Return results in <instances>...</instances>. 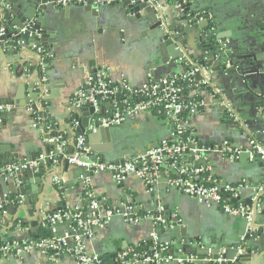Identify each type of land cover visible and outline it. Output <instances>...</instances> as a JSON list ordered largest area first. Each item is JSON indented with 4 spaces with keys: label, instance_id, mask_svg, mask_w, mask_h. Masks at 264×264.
<instances>
[{
    "label": "crops",
    "instance_id": "1",
    "mask_svg": "<svg viewBox=\"0 0 264 264\" xmlns=\"http://www.w3.org/2000/svg\"><path fill=\"white\" fill-rule=\"evenodd\" d=\"M64 1H67V4H63ZM81 2L82 0H63L53 4L54 20L48 24L47 28L52 36L45 48L50 54L47 57L49 61L44 63V66L41 64L40 68H43L42 77L47 78L45 89L48 92L44 96L45 109L40 108L44 110L42 115L51 125L50 130H46L44 125H37L36 115L29 111V106H27L31 89H26L24 78L17 76L16 66L13 65L10 55L6 53L7 55L4 56L0 52V104L9 103L13 106L11 112L0 117V153L10 155V164L36 159L38 155L47 154L49 149L46 142L47 135L61 133L74 147L79 134H76L73 128L74 120L71 116L78 114L79 111L75 110L76 113L72 111V99L84 85L87 75L95 71V68L107 70L106 73L114 81L126 82L134 87L140 86L150 73H154L156 77L181 73L178 71L176 73L174 71L156 73L154 69L148 68L150 62L155 60L153 58L156 55L155 49L148 45L147 32L144 33V30L132 31L126 27V21L119 10L123 0H115L110 5L99 7L107 16V18L101 17L100 21L90 13H86L83 7L76 5ZM190 2H193L194 9L202 13L209 11L217 27L216 34L230 35L226 41L233 48L230 51L231 58L226 63L225 71L235 70L231 62L237 58L234 55L237 51L239 58H246L245 61L243 60L246 70L253 71L247 73L242 80H238V84L230 81L229 86H226L221 80L218 81L214 78L213 81L217 93L229 91L230 97L236 100L235 104L243 106L242 117H250L255 112V103H260L264 99V95L262 96L264 86L261 83L264 77H260V71L255 65L251 66L247 59L252 55H264V31L261 28L264 17V0H191ZM0 5H4V9L10 7L2 2ZM165 11L168 14L172 13L171 7H167ZM136 15L141 16V12ZM173 16L172 14L171 17ZM11 18L1 14L0 23H6ZM143 33L144 36H142ZM187 34L188 51L195 56H200L202 52L197 50L199 33L192 28ZM30 38V44H32L34 40L33 37ZM228 53L224 55L227 56ZM207 56L209 57L208 62H211V56L208 54ZM25 59H32V54H27ZM32 65H36V62H33ZM212 67L216 69L218 63L214 62ZM231 91H240V93L231 94ZM213 96L210 92H199L197 97L205 102V107L192 119L190 128L194 129L203 144L214 146L215 149L230 140L234 141L231 142L233 149L238 145H244L246 141L237 140L235 135L230 136V131H227L226 135L223 134L226 126L221 120L222 116L215 115L212 107ZM109 107V103L104 104L103 109ZM119 128L121 142L140 144L144 147L152 143L158 144L162 139L172 137L174 133L173 126L169 121L154 112L141 113ZM97 135L90 136L91 144H87L88 147L96 153L104 148L110 150L112 144L103 141ZM71 137L73 140L70 139ZM260 143L264 145V138ZM72 147L69 152L72 151ZM99 154L101 153L99 152ZM187 157L189 160L195 161L196 164L200 161L199 157ZM66 163L61 161L52 167L44 165L46 173L51 172L53 168H58L55 172L59 182L56 183L54 181L56 176L51 175L53 181L50 179L49 186L43 187L40 191L41 198L44 197L43 201H46V204L49 203L46 205L47 211L53 212L52 214L57 212L59 204L64 205V209L74 210L78 207H87L91 199H96L102 202L105 207L113 208L116 211H123L127 206H134L140 215H144L149 210L155 211L160 204L178 214L182 221L181 229L190 239L201 238L212 249H216L219 241L230 244L241 239L249 230L245 226L243 218L230 217L218 208L205 207L196 199L170 189L167 180L173 174L168 167L164 169V177L149 191V188L134 177L129 178L122 185H117L112 175L108 173L89 175L91 181L88 186L84 185V180L88 176L85 171L69 164L66 167ZM209 164L213 169L212 179L221 183L245 186L241 199L246 205H248V201L254 202L264 194L263 167L253 156L250 159L238 157L236 161L231 162L226 153L216 152L209 158ZM32 187L30 186V188ZM7 189L5 184L0 183V193H4ZM30 193L33 194V191ZM152 193L156 194L154 198L151 197ZM7 198L10 201L11 195H0V199L5 201V210L1 216L5 217L9 216L8 211L17 207V205L6 203ZM16 199L17 197H15ZM23 199L25 200V198ZM26 200L31 202L29 196L26 197ZM259 206L260 212L256 218V224L264 225V215L261 214L264 211V197L260 198ZM28 209H35V206L32 205ZM252 210L254 214L253 207ZM18 216L10 224L11 230H4L5 226L0 228L1 244L5 238L18 244L31 241V237L28 235L29 231L22 228V219L26 217V213L22 211ZM36 218L38 222L43 221V225L35 229L37 234L40 229L48 228V216L35 214V220ZM152 231L153 227L149 221H144L137 227H131L125 224L121 218L116 217L109 225L97 230L94 238L86 241L84 245L89 254L100 257L101 251H110L112 256L110 264H116L117 251L140 246L149 239ZM49 233L51 236V230ZM179 233L178 230L174 234L165 235V238L173 240ZM66 235H70L69 242L74 245V232L71 225L68 221L62 220L56 225L53 237L64 239ZM263 243L255 239L250 241L249 244L258 249L253 254V260L264 254ZM0 264H76V262L74 257L68 254L47 256L33 251L20 257H1ZM196 264L208 263L197 262ZM257 264H264V257Z\"/></svg>",
    "mask_w": 264,
    "mask_h": 264
},
{
    "label": "built area",
    "instance_id": "2",
    "mask_svg": "<svg viewBox=\"0 0 264 264\" xmlns=\"http://www.w3.org/2000/svg\"><path fill=\"white\" fill-rule=\"evenodd\" d=\"M191 0H153V4L159 10H165L167 7H174L181 12L191 3ZM115 0H93V4L98 7L107 6ZM63 4H67L64 1ZM86 4V2H85ZM5 8L0 5V10ZM4 34L1 29L0 35ZM41 38V35H37ZM223 54L227 53L228 41L220 42ZM38 53L44 60L49 57V53L43 47L38 48ZM42 61L44 66L45 61ZM46 64V63H45ZM203 73L204 79L198 81L197 76ZM209 73L200 66H191L179 74H168L162 77H156L150 73L147 79L140 86H132L126 82H116L103 71H93L86 77L84 85L75 93L72 104L75 110L80 111L84 108H94L96 114L103 111L104 116L101 121L104 126L120 127L130 119L135 118L144 112H157L164 119H167L173 126V135L170 138L162 139L155 148L148 149L132 160L125 163L124 166L109 162L104 157L92 151L86 144V137L79 135L74 147L70 145L67 137L61 133L50 135L48 144L54 147L49 154H41L35 160H22L8 166L0 167V178L7 175H13L15 172L26 169L27 166L37 168L40 161H51L53 165L59 162H67L70 166L76 167L88 175L84 180V185H89L90 176L104 173L111 174L115 184L122 185L129 178L140 180L149 191L155 184L164 177V169L168 167L172 171V177L169 178L168 185L179 193L196 199L201 205L208 208H218L230 217L247 219L250 223L253 217V210L246 205L241 197L245 186L221 183L212 179V167L207 165H195L190 162L186 149L194 143L195 131L190 128L192 119L198 115L205 107L203 100L196 99L202 89L208 86ZM47 78L42 77V91L45 89ZM185 87L193 88L189 95L185 94ZM264 97V96H263ZM45 100L39 102V110L34 111L29 106V111L36 115L35 121L38 126L44 125L46 130L50 126L46 118L42 115L40 107L45 106ZM110 104L108 109H103L104 104ZM13 106L9 103L0 104V117L7 112H11ZM93 120L96 117L92 118ZM80 122L74 120L73 128L79 127ZM73 148L71 152L69 149ZM248 152H254L261 156L264 171V145L256 138H252L248 144ZM194 152L207 154L211 149H196ZM226 153L231 162L236 161L243 150L233 149L231 144L225 142L214 153ZM198 158V157H197ZM201 158V157H199ZM56 183L59 179L56 177ZM23 198L15 200L14 197L6 199V203L13 205H22ZM5 201L0 199V216L5 210ZM167 208L159 206L155 211H147L140 215L134 206H127L123 211H116L108 208L102 202L91 199L85 208H74L59 210L48 216L47 226L51 230V236L41 241H30L24 244H18L4 239L0 246L1 257L16 256L20 257L33 251L40 252L43 255L55 256L68 254L74 257L76 264H106L103 258L98 255L89 254L86 251L84 243L92 240L95 233L100 228L109 225L116 217L131 227H137L144 221L152 224L153 231L149 239L140 246L122 251L116 257V264H186L193 263L192 256H186L181 251H174L173 240L165 238V235L172 234L176 230L175 222L182 225V221L174 211L169 210V220L166 219L165 212ZM62 220L70 223L74 232V245L69 242L70 235L64 239H55V227ZM264 234V233H263ZM245 239V236L241 238ZM208 261V260H206ZM224 262L223 256H220L217 263Z\"/></svg>",
    "mask_w": 264,
    "mask_h": 264
},
{
    "label": "water",
    "instance_id": "3",
    "mask_svg": "<svg viewBox=\"0 0 264 264\" xmlns=\"http://www.w3.org/2000/svg\"><path fill=\"white\" fill-rule=\"evenodd\" d=\"M58 1L63 0H0V2L10 6L9 9H4V11L0 13L12 17L10 20L6 21V23H0V31L4 29V34L0 35V52H2L4 56L6 53L10 55L13 65L16 66L17 76L24 78V86L26 89H31L27 106L31 105L34 111L39 110V102L44 97V92L42 91L43 86L41 84L43 68H40L43 56L40 55L37 50L40 47L47 48L51 40L52 36L47 31V28L48 24H51L54 20L55 14H53V4ZM153 3V0H123L121 7H119L122 13L121 16L125 19L126 27L129 30H144V33L147 32L148 45L153 46L152 48L155 49L156 54L153 57L155 60L150 62L148 68L154 69L156 73L160 71H174L176 73L177 71L182 72L191 66L197 65L208 72L210 75L208 86L202 89V91L210 92L214 95L212 107L214 108L215 115L222 116L221 120L226 126L223 134L226 135V132L230 131V136L235 135L237 140L246 141L244 145H238L234 148L236 150H243L239 158L250 159L253 156L260 166L263 167L261 156L254 152H248L247 149L251 138H256L259 142L264 138V99H262L260 103H255L254 114L245 118L242 117L244 113L242 109L243 106L235 104L236 100L230 97L229 91L217 93V88L213 84L214 78L218 81L221 80L226 86H229L230 81L234 84H238V80H242L247 73H252L253 71L246 70V67L243 65V60L245 61L246 58H239L238 51L234 53L237 58L233 59L231 65L235 70H227L226 72V63L228 59L231 58L230 51L233 46H231V44L228 46L227 51L229 55L225 56L220 42L226 41L230 35L216 34L217 27L209 11L202 13L194 9L193 2H191L185 7L183 12L171 7L172 13L168 14L165 10H159ZM76 5L83 7L86 13H90L99 21L102 18H107L103 11L100 10L97 5L93 4L92 0H82L80 4L76 3ZM140 12L141 16H137L136 14ZM172 14L174 15L173 17H171ZM192 28L199 33L197 38L199 43L197 50L202 52L200 56H195L188 51L187 32ZM261 28L264 31V17ZM144 33L142 36H144ZM37 35H42V37L38 38ZM30 37H33L34 40L32 44H30ZM30 53L32 54V59H25L26 55ZM207 54L211 56V62H208L209 57ZM247 59L250 61L251 66L255 65L257 70L260 71V77H264V55H252L247 57ZM33 62H36V65H32ZM214 62L218 63L216 69L212 67ZM95 71L107 72V70L102 68H95ZM203 79L204 74L200 73L197 76V80L200 81ZM261 83L264 86V80H262ZM239 93L240 91H231V94ZM263 95L264 93H262V96ZM43 108L45 109L44 106ZM71 109L75 112L74 107H71ZM77 113L78 114L71 116L73 120L80 122L79 127L74 130L76 134L86 137V144H91L90 136L95 134H98L97 136L102 138L103 141H108L112 144L110 150L104 148V150L99 151L109 162L124 166L126 162L132 160L138 154L157 146V143H152L144 147L140 144L135 145L126 141L121 142L120 128L114 126L106 127L101 121L104 116L103 111L96 114L94 108H84ZM155 113L161 116L157 112ZM93 117H96V119L93 120ZM64 125H66V123H64ZM49 137L50 135H47L46 140H49ZM70 139L73 140V137ZM227 142L232 144L234 141L230 140ZM47 147H49L47 151V154H49L54 145L47 143ZM197 148L211 149V152L207 154L194 152ZM185 154L188 156L201 157L197 164L195 161L190 160L192 164L207 165L209 164V158L214 154V146L203 144L198 139L197 135H195L194 143L188 146ZM39 156L40 155H38V157ZM9 159L10 155L8 153L4 154L1 152L0 167L10 164ZM45 164L49 167L53 166L51 161H40L37 168L27 166L26 169H21L13 175L0 178V183L5 184L8 188L4 193H0V195H11V197H17L19 200L25 198V200L23 199L22 205H18L14 210L8 211V217L0 216V228L5 226L4 230H11L12 227L10 224L15 221L19 217L18 215L20 212L23 211L26 213V217L22 219V228L27 227L26 229L29 231L28 235L31 237L32 234H36L35 229L43 225V221L38 222L37 218L35 220V214H38V216H49L53 213L47 211L46 205L49 203L46 204V201H43L44 197L41 198L40 191L43 187L49 186L50 179L53 181V178L50 177L51 175L57 177L55 171L58 168H53L51 172L46 173L44 170ZM67 165L68 163H66V167H68ZM30 186L32 188H30ZM30 191H33V194H31ZM27 196L30 197L31 202L26 200ZM155 196V193L151 194L152 198ZM261 197H264V194L260 195L254 202L248 201V206L254 208V214L250 223L247 219L243 220L245 226L249 228L244 240L238 239L230 244L219 241L216 249H212L208 246V243L201 238L190 239L181 229L182 225L175 222L176 230L173 231L172 234L176 233L178 230L180 233L173 239V243L175 244L173 252L181 251L184 255L194 258L193 263L186 264H196L197 262L218 264L217 261L220 256H223L224 259V262L221 264H257L258 261L264 257V254H261L253 260V254L257 252L258 249L256 246H252L249 243L252 239L264 242V225L256 224V218L260 212L259 200ZM32 205L35 206V209H28ZM159 206L160 204L158 207ZM57 208V211H59L64 209L65 206L59 204ZM169 210L170 209L167 208V211L164 213L167 220H169ZM261 214L264 215V211L261 212ZM122 251L123 250L117 251L115 256L117 257ZM101 257L106 264H110L112 258L110 251H101Z\"/></svg>",
    "mask_w": 264,
    "mask_h": 264
},
{
    "label": "trees",
    "instance_id": "4",
    "mask_svg": "<svg viewBox=\"0 0 264 264\" xmlns=\"http://www.w3.org/2000/svg\"><path fill=\"white\" fill-rule=\"evenodd\" d=\"M49 61V58H47L45 60V63ZM195 89L193 88H188V87H185V94L186 95H189V93L191 91H193ZM196 99L200 100L199 97H196ZM45 114V113H44ZM23 227V226H22ZM24 228H27V227H24ZM49 229L48 228H42L40 229V231L37 233V234H32L31 235V241H41L42 239H46V238H49L50 237V234H49ZM8 240H10L9 238H7Z\"/></svg>",
    "mask_w": 264,
    "mask_h": 264
}]
</instances>
